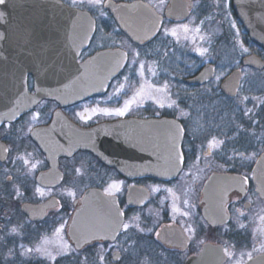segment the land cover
<instances>
[{
  "label": "flooded vegetation",
  "instance_id": "flooded-vegetation-1",
  "mask_svg": "<svg viewBox=\"0 0 264 264\" xmlns=\"http://www.w3.org/2000/svg\"><path fill=\"white\" fill-rule=\"evenodd\" d=\"M113 24L101 29L103 37ZM160 30L143 45L132 44L120 33L135 47L138 61L144 65L142 74L138 75L137 68L130 70L128 66L129 52L117 45H93L98 33L96 24L94 37L77 62L106 49H122L128 60L105 92L66 105L42 100L15 122L0 126V264H185L197 259L199 262L194 264H216L221 256L222 264H232L238 253H249L238 263L245 264L254 256L264 254L259 249L260 240H255L253 235V224L264 216L260 182L255 180V165L264 151L257 153L255 144L251 145L252 149L238 150L234 132H239V121L214 119L215 113H211L217 110L219 115L225 110L239 109L237 96L229 98L220 91L221 82L231 71L211 89L216 75L213 64L215 75L211 80L189 85L187 81L208 63L199 64L192 73L177 71L172 57L173 44L167 41L168 54H162L157 44ZM163 63L167 65L163 66L166 70L161 68ZM143 77L154 88L160 82L165 83L166 96L173 106L141 99L123 116L115 115L116 109L124 107L131 82ZM116 81L120 82L121 89L115 88ZM142 88L146 89L138 84L134 93ZM28 92L33 94L31 77ZM218 99L227 109L216 103ZM201 110L202 118L197 115ZM36 114L38 117L33 119ZM151 118L177 121L183 129L182 165L173 179L120 175L88 152L60 157L57 168H52L34 137L37 132L50 128L54 121L56 127L39 139L53 142L73 127L89 130L129 119ZM228 123L232 124L229 129ZM209 141H213L211 147ZM219 141L223 143L216 146ZM246 156L253 159L245 160ZM27 159L29 162L25 163ZM33 164L35 168L31 167ZM76 169H80V174ZM219 176L237 179L220 180ZM110 185L117 186L110 189L112 195L106 191ZM89 190H100L116 202L121 225L114 239L86 240L84 228L76 224L83 197ZM69 191L75 196H69ZM94 211L100 216L97 229L104 227V221L105 225H111V207H97ZM124 224L129 225L126 230ZM6 253L8 257L4 260Z\"/></svg>",
  "mask_w": 264,
  "mask_h": 264
},
{
  "label": "water",
  "instance_id": "water-1",
  "mask_svg": "<svg viewBox=\"0 0 264 264\" xmlns=\"http://www.w3.org/2000/svg\"><path fill=\"white\" fill-rule=\"evenodd\" d=\"M103 6L118 28L138 45L155 36L164 17L184 21L192 9L189 0H169L163 17L142 1L106 0ZM231 6L250 41L264 51V0H231ZM0 14V126L6 121H16L43 99L66 105L103 94L127 62L123 50L107 49L77 63L93 38L95 19L89 12L67 7L60 0H5L0 4ZM241 63L257 71L264 69V61L256 55L245 56ZM214 75L215 67L207 65L187 83L201 85ZM28 76L33 78V95L27 91ZM241 78V70L231 71L220 84L221 93L234 98ZM51 125L34 137L52 168H57L60 157H71L78 151L91 153L102 164L127 176L173 179L182 165L183 129L174 120L129 119L89 130L69 128L67 134L57 135L53 142L39 139L56 127V121ZM219 177L228 181L237 179ZM256 178L264 200V154L255 165ZM224 180L223 183L229 184ZM112 199L100 190H89L84 195L76 224L84 228L86 240L114 239L119 233L120 213ZM107 206L112 210L111 225H105L104 221V227L97 229L100 216L94 210ZM198 262L199 259L185 264ZM223 262L221 256L216 264ZM245 264H264V254Z\"/></svg>",
  "mask_w": 264,
  "mask_h": 264
},
{
  "label": "rangeland",
  "instance_id": "rangeland-1",
  "mask_svg": "<svg viewBox=\"0 0 264 264\" xmlns=\"http://www.w3.org/2000/svg\"><path fill=\"white\" fill-rule=\"evenodd\" d=\"M65 4H67L70 7L79 8L82 10H87L90 12V14L96 19V24L98 25V33L97 36L93 42L94 46H98L99 44H107L109 46L117 45L120 48L126 50L129 52V62L128 66L130 70H132L134 67L137 68L138 75L142 74V71L140 69V63L138 61L137 52L134 50V46L127 41L123 39V36H121L119 30L114 26L113 22L111 21V18L109 17V14L104 10L103 3L105 0H100V3L92 4L89 3V0H77L75 6H73V0H61ZM133 1H139V0H124L122 2L129 3ZM143 2L148 3L151 5L158 14L162 15L164 12V9L167 6L168 0H140ZM191 1V0H190ZM227 2L220 6V1L218 0H194L193 2V9L191 10L189 14V18L183 22H171V21H165L163 26L161 27V30L159 32L158 36V42L161 46V52L162 54H168V48L166 49V45H168V42L170 44H173L172 49V57L173 61L175 62L176 66L178 65L182 66L186 61L191 60L190 56H194V67L190 63L187 64V66L190 67L189 71L190 73L195 71V68L199 66V64H207L211 59L216 60V75L214 80L212 81V84L210 86L211 89H213L217 83L226 76L232 69L238 68L241 58L249 54V49L245 45L242 39V35L240 33V30L238 28L237 23L235 22L233 16L229 12L228 3L229 0H226ZM116 2V1H115ZM118 2V3H122ZM208 7L215 13V18L213 20L214 23H210V20H207L209 18L208 11L206 13H202V9L200 8L201 4L207 5ZM218 15H217V14ZM111 29L106 30L107 36L103 37L104 31H102V28H106V25H112ZM185 26H187V30H185ZM197 29H199L197 31ZM175 31L176 35L173 36L171 33ZM167 32V34H166ZM122 39V40H121ZM215 42V43H214ZM206 49L207 51L203 52V55H201V51ZM247 49V51H245ZM216 52V53H213ZM187 59V60H186ZM168 62V61H167ZM167 66L166 64H162L161 68L163 69V66ZM164 66V67H165ZM242 69V84L241 88L238 92L239 98L238 104L240 107V104H248V107L251 108V105L253 102L256 103V110L260 113L257 119L251 120V127L244 128V132L250 133V136L252 135L253 139L250 138L249 134H247L248 138L253 140V144L256 145V150L258 151H264V110L261 108L260 103L263 99L260 98L259 101H255L252 97V100L248 101L244 100V97H247V93L251 92L254 93L255 88L258 84L259 86L264 88V74H255L251 72L248 69ZM163 70H166L163 69ZM140 79V78H139ZM140 81V83H139ZM137 78H134V80L131 82L128 93H126L127 99L125 102L130 101L129 107L132 105H135L136 103L140 102L141 99L143 100H154L159 105H172L168 97L166 96V89L163 84L160 82L159 87H152L150 86V82L148 79L143 77V79L139 80ZM161 81V80H160ZM120 82L116 81L115 88L121 89V87H118V84ZM144 86L146 89H141L138 91V93H134V89L138 86ZM152 84V82H151ZM257 84V85H256ZM213 92V91H212ZM125 96V93H124ZM122 98V96L118 97ZM241 101V102H240ZM253 101V102H252ZM103 102V101H102ZM100 103V102H99ZM216 103H220L222 108L227 109V107H224L225 104L221 102L219 99L216 101ZM98 105V104H97ZM105 105L104 103L100 104ZM109 105V104H108ZM128 107V109H129ZM235 107V106H232ZM236 108V107H235ZM246 109L245 107H243ZM234 112H237L238 109H232V110H225L219 113L217 110H213L211 113L214 114V119H225L228 118L227 112L229 115H234ZM198 117H203L204 113L203 111L198 112ZM201 115V116H199ZM257 116V113L256 115ZM231 119H237L240 124V119L238 117H234ZM232 121V120H230ZM231 123V122H230ZM228 123V129L232 127V124L230 125ZM254 129V131H253ZM234 141V140H232ZM231 141V142H232ZM25 146V145H24ZM259 149V150H258ZM14 151H17V149H14ZM252 156H246L245 160H252ZM29 162V159L25 160ZM264 217V216H261ZM259 219L253 224V235L255 240H260V251H264V220ZM65 246H63V250H65ZM3 254L4 260H7V255ZM53 258V255L49 252ZM249 253H244L236 256V259L232 261V264H238L241 262L245 256H248ZM130 256V253H129ZM49 264V263H48Z\"/></svg>",
  "mask_w": 264,
  "mask_h": 264
},
{
  "label": "trees",
  "instance_id": "trees-1",
  "mask_svg": "<svg viewBox=\"0 0 264 264\" xmlns=\"http://www.w3.org/2000/svg\"><path fill=\"white\" fill-rule=\"evenodd\" d=\"M113 1H116V2H122V1H124V0H113ZM191 1H194V0H191ZM208 1H212V0H208ZM218 1H220V6L221 5H223L224 6V4L227 2L226 0H218ZM209 5H208V2H207V5H206V3L205 4H201V6H200V8L202 9V13H206L207 11H208V13H209V18L207 19V20H210L209 22L210 23H214L213 22V20H214V18H215V11L213 12L209 7H208ZM228 8H229V12H230V14L233 16V18H234V15H233V12H232V9H231V6H230V0H229V3H228ZM217 14V13H216ZM218 15V14H217ZM234 20H235V22L237 23V25H238V28H239V30H240V33H241V35H242V39H243V42L245 43V45L248 47V49H249V54H254V55H257V56H259L263 61H264V51L261 49V48H259L258 46H256L255 44H253L249 39H248V37H247V34L244 32V30H243V28H242V26L239 24V22L234 18ZM215 43V42H214ZM213 53H216V52H213ZM190 58H192L191 60H189V61H186L181 67H177L176 68V70L177 71H179V70H182V71H187V70H189L190 69V67H194V59H195V57L194 56H190ZM187 60V59H186ZM188 63H190L192 66H187V64ZM208 63H211V64H215L216 65V60H213V59H211ZM238 68H241V64L239 63V66H238ZM251 72H253V73H255V74H264V69L262 70V71H260V72H257V71H254V70H250ZM257 85V84H256ZM260 84H258L257 85V87L255 88V92L254 93H251V92H249V93H247L246 92V94H247V97H248V99H247V101H248V103H249V101H251L252 100V97L254 98V100L255 101H259L260 100V98L261 99H263L262 100V102L260 103V106H261V108L264 110V88H263V86L262 87H260L259 86ZM240 96L238 95V98H239ZM241 102V101H240ZM253 102V101H252ZM243 107H245L246 109H252L253 111L252 112H250L249 114H248V116H245L244 115V111L246 110V109H244ZM256 113H257V116H255L256 115ZM233 114L234 115H229L228 114V112H227V116L231 119V118H233V116L234 117H238L239 119H240V124H239V132H237V133H235L234 132V135L235 136H237L236 137V139H238V142H239V148H238V150H240V151H246V150H248V149H252V148H250L251 147V145L253 144V142L251 141V137L250 138H248V136H247V134H249V136H250V133H247V132H244L243 130H244V128H249V126L251 127V120H253V119H257L258 118V116L260 115V113L258 112V110H256V103L255 102H253V104L251 105V108L250 107H248V104H243V103H241L240 104V107H239V109H238V111L237 112H234L233 111ZM250 129V128H249ZM247 133V134H246ZM255 147H256V145H255Z\"/></svg>",
  "mask_w": 264,
  "mask_h": 264
},
{
  "label": "snow or ice",
  "instance_id": "snow-or-ice-1",
  "mask_svg": "<svg viewBox=\"0 0 264 264\" xmlns=\"http://www.w3.org/2000/svg\"><path fill=\"white\" fill-rule=\"evenodd\" d=\"M5 2V0H0V4H3ZM76 2H77V0H73V6H75V4H76ZM89 3H92V4H99L100 3V0H89ZM0 15H2V14H0ZM185 30H187V26H185ZM199 29H197V31H198ZM166 34H167V32H166ZM173 36H175L176 35V32L175 31H173L172 33H171ZM205 51H207L206 49H204V50H202L201 51V55H203V52H205ZM245 51H247V49H245ZM139 54L137 53V56H138ZM143 68H144V65L143 64H141L140 65V69L141 70H143ZM165 88L167 87V85H165L164 86ZM248 99V97H244V100H247ZM129 104H130V101H128V102H125V105H124V107L123 108H120V109H116L115 111H114V114L115 115H120V116H123L124 114H125V112L128 110V107H129ZM93 111H96L95 109H93ZM105 112H107V110H104ZM253 110L252 109H246L245 111H244V115L245 116H248V114L250 113V112H252ZM38 117V114H36V115H34L33 116V119H36ZM83 118V117H82ZM213 141H215V137H213ZM213 141H209V145H210V147L212 146V144H213ZM220 143H223V141H219V142H217V145L216 146H218ZM25 163H27V161H25ZM35 164H33L31 167L32 168H35ZM76 172H77V174H80V169H76ZM112 187H117L116 185H110L109 186V189H107L106 191L108 192V194L109 195H112V192L110 191V189L112 188ZM154 191H159V189H154ZM68 195L69 196H75V193L74 192H72V191H69L68 192ZM185 203H187V201H185ZM174 211H178V209H174ZM184 215H188V213L187 212H185V213H183ZM261 219L262 220H264V217H261ZM129 227V225H127V224H124L123 225V228L126 230L127 228ZM241 227H243V225H241ZM16 231V229H12V232H15ZM27 252H31L32 250L31 249H27L26 250ZM37 251H39V249H37ZM225 252H226V254H228L227 253V250H225ZM9 254L11 255L12 253H11V250H10V252H9ZM23 254V253H22ZM101 260H103V257H101L100 258Z\"/></svg>",
  "mask_w": 264,
  "mask_h": 264
}]
</instances>
